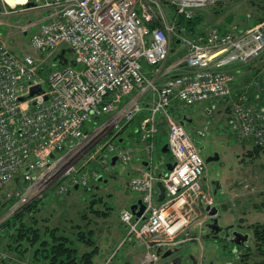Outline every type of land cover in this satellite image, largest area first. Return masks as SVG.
Here are the masks:
<instances>
[{
    "label": "built area",
    "instance_id": "2783aa9c",
    "mask_svg": "<svg viewBox=\"0 0 264 264\" xmlns=\"http://www.w3.org/2000/svg\"><path fill=\"white\" fill-rule=\"evenodd\" d=\"M220 1L166 2L190 20L197 10ZM37 3L46 16L32 33L31 45L46 53L45 59L15 54L0 39V190L11 204L4 219L50 191L66 196L75 186L93 187L113 173L117 157L129 172V190L145 206L140 217L129 209L121 212L127 241L120 247L135 241L145 249L141 264H171L163 255L200 239L210 221L207 207L215 200L202 185L205 158L169 107L180 102L214 108L227 102L232 135L264 148V66L255 64L264 56V21L193 34L178 31L161 0ZM172 36H178L185 53L170 68L175 76L159 85L145 65L160 71L170 57ZM67 48L73 49L70 59L77 67L55 68L53 58ZM245 67L247 84L245 75L237 76ZM36 87L42 91L31 96ZM146 109L137 142L120 143ZM161 116L168 125L173 168L159 173L155 153ZM139 154L147 166L134 171L131 165ZM159 182L166 188L163 201ZM7 259L0 253V264Z\"/></svg>",
    "mask_w": 264,
    "mask_h": 264
},
{
    "label": "rangeland",
    "instance_id": "374dc122",
    "mask_svg": "<svg viewBox=\"0 0 264 264\" xmlns=\"http://www.w3.org/2000/svg\"><path fill=\"white\" fill-rule=\"evenodd\" d=\"M166 1L161 0V2H165V6L168 4ZM32 2L34 0H25V3L13 5H18L17 7H11L7 0H0V31L5 35L2 34L3 37H0V39L7 47L11 46L13 48L12 52L15 54H30L36 58L40 56V59H45L46 53L37 52L30 42L31 33L35 31L34 27L38 28L41 26L44 13L43 10L37 8L35 5L27 6L28 3ZM218 6L225 13V16H236L238 19H236V24L242 27L246 26L245 18L247 25L250 26L264 21V0H222ZM166 8L170 16L173 15L169 7L167 6ZM243 17L245 18L243 19ZM25 29H28L27 34L24 32ZM177 39L178 36H172V43ZM255 64L263 67L264 56ZM52 65L57 69L63 68L58 62L55 64L53 61ZM244 69L243 75L241 77L240 75L237 76L242 78L245 75L244 83L247 84L249 82V67H245ZM241 84H243L242 81ZM124 100V103L128 101L127 98ZM221 104L214 108H209L207 104L178 108L174 110L173 118L189 116L193 120V123H187L186 130L196 144L203 146L205 151L211 155L214 152L219 153L220 160L218 162L206 164L205 174L209 182L218 181L219 178L225 179L226 184L224 182L223 184L226 189L228 185L233 184L240 177L239 182L237 181L236 183V188L240 192L236 201L239 205L246 207L242 212L248 211L244 213V219H242L240 224H243L245 232L250 235V242L247 243L249 247L247 248L251 250H243L239 255H232L233 247L228 250L227 245L221 244L219 254L223 253L226 255L222 264L232 261L235 255H237L236 259H240L245 253H251V263L264 264V255L257 248V241L255 240L253 230V226L264 223V153L261 152L256 157L249 156L255 148L254 145L250 141L241 142L232 135L229 126L230 119L228 112L230 110L227 109L228 103L223 102ZM209 111H211V114H208ZM144 113L146 114L147 110ZM162 129H160V133H163L165 136L166 131ZM159 156L160 152L157 149L155 162L156 169L160 172L165 168V163L162 166L160 165L164 160L162 156ZM202 156L205 158V154H202ZM114 173L107 185L103 184V182H94L95 189L91 194L89 191L86 194L83 190L72 191L66 196L52 194L49 197L45 195L42 198L45 204H40L42 210L39 215L50 219L54 225L71 227L72 222H74L86 229H92L95 233L94 239L96 244H98L101 250L100 252L106 251L104 257L108 256L110 258L113 253L118 251L116 257L111 261H114V264H120V260L117 259L118 257H123V264H139L140 259L142 261L145 255V249L142 245L132 241L120 247V244L127 239V232L121 222L120 213L127 209L130 204L137 201L136 197L138 194L129 190V180L123 164L118 163L114 168ZM96 187L100 188L96 189ZM203 189L208 193L204 188V184ZM208 194L212 195V192ZM226 196L229 197V194L225 193L223 187L217 196L213 195L215 204H218L222 211L223 217L220 220V224L223 227L235 226L237 230H240L238 227L241 215L239 207L232 206L233 217L227 219L225 205H222ZM93 200L98 202L93 203ZM5 201L4 191L0 190V224L3 222V216L6 213L4 211ZM102 213H108V216H103L101 215ZM240 232L244 231L241 230ZM199 241L198 243L202 245V248H200L202 249L200 250L201 253L204 252L203 243L201 242L203 240ZM206 245L208 246L209 243ZM81 250L88 251L89 249L81 246ZM184 256L186 264H191L189 261L190 255L185 253ZM116 259L118 261L115 262ZM237 261L239 263V260Z\"/></svg>",
    "mask_w": 264,
    "mask_h": 264
},
{
    "label": "trees",
    "instance_id": "16d2710c",
    "mask_svg": "<svg viewBox=\"0 0 264 264\" xmlns=\"http://www.w3.org/2000/svg\"><path fill=\"white\" fill-rule=\"evenodd\" d=\"M169 9L173 13L170 17L176 21L179 32L187 31L194 34L199 31L202 23L200 10L188 20L178 16L172 7ZM149 26L154 28L155 24ZM147 115L144 112L140 114L138 119L132 122V126H138ZM251 152L249 156L256 157L257 154L264 153V148L255 147ZM84 191L91 194L93 188ZM46 195L51 197L52 192ZM96 202L98 201L93 200V203ZM41 203L45 204L42 199L32 202L0 224V253H5L9 257L2 264H95L100 248L94 239V231L74 222L71 227L54 225L50 219L39 215L42 210ZM10 206V203H5L4 211L6 212ZM107 214L101 215L108 216ZM253 230L257 248L264 255V223L253 226ZM81 246L89 250L82 251ZM250 255L251 253L242 255L240 258L242 264H253L250 262Z\"/></svg>",
    "mask_w": 264,
    "mask_h": 264
},
{
    "label": "crops",
    "instance_id": "0c3cea01",
    "mask_svg": "<svg viewBox=\"0 0 264 264\" xmlns=\"http://www.w3.org/2000/svg\"><path fill=\"white\" fill-rule=\"evenodd\" d=\"M200 16H201V26L199 28V31L196 33H207L212 27H217L220 30H225L227 28H229L232 24H236V16H232V15H228L225 16V13L222 12V9H220L219 6L214 7V8H206V9H201L199 12ZM46 16V13H43L42 19L44 21ZM235 17V18H233ZM242 18V17H240ZM245 17H243L244 19ZM238 20V19H237ZM246 22V26L247 27V20L245 18L244 20ZM34 30L37 31V28L34 27ZM2 31H0V37H3L2 35ZM5 36V35H4ZM10 47V48H9ZM8 49L12 52L13 48L11 46H9ZM185 53V49L182 46V44L180 43L179 39H177L174 43H172V47H171V52H170V57L168 59V61L164 64V66L160 69L159 72L155 71L154 68L149 67L147 65H145V71L147 73V75L151 78L154 79L159 85H162L169 77L175 76L176 72L175 71H171L170 68L171 66L180 58H182L184 56ZM183 107H187L183 104H181L180 102H173L171 104V106L169 107V113L172 115L173 117V113L175 112V109L178 108H183ZM209 114V113H208ZM211 116V115H210ZM176 120L181 121V120H186L187 123H193V120L189 118V116H185L184 118H179V117H175ZM159 123H160V129H162L164 131H166V135L164 136L163 133H160L158 138H157V149L160 152V156H162V159L164 160L160 165L162 166L165 163V168H163L160 173L167 168L168 165V161L170 160V155H168L169 153H163V149L167 144V137H168V125L166 123V121H164V117L161 116L159 117ZM138 128V126L133 127L132 125H130L126 132H124V134L122 135V138L120 139V142L123 143L124 145L128 146L131 144H134L137 142L138 140V135L136 134V129ZM161 131V130H160ZM143 165L142 163V156L141 154L136 155V157L134 158V161L132 163V170L137 171L139 168H141V166ZM126 173L128 174V171H126ZM128 178V175H127ZM240 178V177H239ZM239 178L236 179V181L227 186V190L225 189V185L223 184V182L226 184L225 179H220L218 181L221 182V185L223 187V190L225 191L226 194H229V197L226 196L225 201L222 202V205H225L226 208V216L227 219L228 218H232V211L233 209L231 208L232 206H238L239 210H240V217H239V225H243L242 223L240 224V222L242 221V219H244V213L248 212V211H244L243 205H239L238 202L236 201V198L239 196L238 193L239 190H237L236 188V183L237 181L239 182ZM217 181V180H216ZM215 182V181H214ZM214 182H209L207 180V176L205 175L204 179H203V184H204V188L208 191V193L212 192V194H214L215 192V185ZM202 184V185H203ZM137 201H138V196L136 197ZM136 203V202H135ZM130 205H134V203L130 204ZM129 208V207H127ZM246 210V209H245ZM222 212V211H221ZM230 214V215H229ZM225 215V214H224ZM226 216H225V220H226ZM203 231L205 232V229H203ZM202 243H203V251L200 253V248H202V245H200L199 243H191L187 246L184 247L185 252L191 256V264H195L193 262V259L198 260V264H222L223 260H220L219 257V249H217L215 247V243L211 240H205L202 239ZM209 243V245L207 246L206 244ZM201 246V247H200ZM101 251V250H100ZM106 252V251H105ZM105 252H100L99 255L96 257L97 259H95V264H103L106 263L108 260V256L104 257V253ZM241 251H239L238 253L240 254ZM201 254V255H199ZM237 255L233 256L232 261H225V264H242V262L240 261V259H236ZM118 260H120V264L124 263L123 257L117 258ZM115 260L118 261V260ZM239 260V263L238 261ZM236 261V262H235ZM141 262V259L139 261V264ZM114 264V261L111 262V264ZM118 264V263H115ZM186 264V263H185ZM188 264V263H187Z\"/></svg>",
    "mask_w": 264,
    "mask_h": 264
},
{
    "label": "water",
    "instance_id": "95a60500",
    "mask_svg": "<svg viewBox=\"0 0 264 264\" xmlns=\"http://www.w3.org/2000/svg\"><path fill=\"white\" fill-rule=\"evenodd\" d=\"M35 3H28L27 6H34ZM68 54H73V49L69 48V49H64L59 55H57L54 59L55 62H58L60 65L62 66H67L69 64V59L66 57V55ZM73 66H77V62L75 60H72L70 62ZM42 91L41 87H36L31 91V96H34L35 94H38ZM182 124H186V121L183 120ZM168 145H166L163 149V153H168ZM220 160V155L219 153H216L214 156H210L208 158H206V163L210 164L213 162H218ZM117 161V158L113 159V163L112 165H115ZM145 165H147L145 163ZM172 166L169 165L168 169L172 170ZM100 181H102V178L100 179ZM105 184L108 183V181H104ZM215 185V196L218 195L219 191L222 190V185L220 181H215L214 182ZM158 187L161 190V195H160V201H163L165 199V195H166V188L164 187V185L162 184V182L158 183ZM76 189H78V187H76ZM145 210V206L143 205L142 200H139L137 204L132 205L131 206V211L132 213L136 216V217H140L142 216V214L144 213ZM207 211L209 212V217L211 218L210 223L206 225V233L203 236V239L205 240H211V241H219V240H223L225 241L226 245H234V246H245L248 241H249V234H244L243 232H240L236 229L235 226H229V227H223L220 224V220L222 219V214H221V210L220 207L218 206V204H216L213 207H207ZM222 234H225V237H222ZM216 248L217 245H216ZM180 252L179 249H174V250H169L167 251L163 258H173L172 260V264H183V262H185V256L183 254L177 256V254ZM176 256V257H175ZM191 258V256L189 257ZM194 263H197V260L193 259Z\"/></svg>",
    "mask_w": 264,
    "mask_h": 264
},
{
    "label": "flooded vegetation",
    "instance_id": "af4514ba",
    "mask_svg": "<svg viewBox=\"0 0 264 264\" xmlns=\"http://www.w3.org/2000/svg\"><path fill=\"white\" fill-rule=\"evenodd\" d=\"M67 57H71V55H66ZM198 150H199V152L201 153V154H205V157L207 158V157H210V156H214L215 154H216V152H214V154L213 155H211L210 153H207L206 151H205V148H203V146H198ZM239 228H240V230L238 229V231H241V230H243L244 232V234H249V233H246L245 232V229L243 228V225H239L238 226ZM226 235L225 234H222V237H225ZM198 242H200L199 240H197V241H194L193 243H198ZM202 242V241H201ZM214 243H215V247H216V245H217V249H221V244H225L226 245V243H225V241H223V240H219V241H213ZM250 242V238H249V241H248V243ZM191 244V243H190ZM187 245H189V244H186V245H183V246H181L180 248H178L179 250H180V252L177 254V256H179V255H181V254H183L184 252H185V250H184V247L185 246H187ZM232 247H233V249H232ZM247 247H249L247 244L245 245V246H234V245H231V244H229V245H227V248H228V250H229V248H231L232 249V255H234V254H238L239 255V251H243V250H249L250 248H247ZM247 248V249H246ZM230 249V250H231ZM228 250H226L227 252H228ZM186 253V252H185ZM185 253H184V255H185ZM241 253V252H240ZM223 254V253H222ZM220 255V260H224V258L226 257V255L225 254H223V255ZM176 257V256H175ZM190 261H191V258H190ZM198 260H197V263H195V264H198ZM186 263V261L185 262H183V264H185Z\"/></svg>",
    "mask_w": 264,
    "mask_h": 264
},
{
    "label": "bare ground",
    "instance_id": "6f19581e",
    "mask_svg": "<svg viewBox=\"0 0 264 264\" xmlns=\"http://www.w3.org/2000/svg\"><path fill=\"white\" fill-rule=\"evenodd\" d=\"M7 2L10 6H13L15 4L25 3V0H7Z\"/></svg>",
    "mask_w": 264,
    "mask_h": 264
}]
</instances>
